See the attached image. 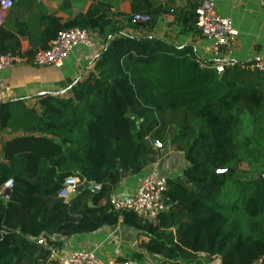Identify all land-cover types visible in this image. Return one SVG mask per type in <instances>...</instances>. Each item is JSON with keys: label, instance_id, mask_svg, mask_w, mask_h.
Listing matches in <instances>:
<instances>
[{"label": "trees", "instance_id": "1", "mask_svg": "<svg viewBox=\"0 0 264 264\" xmlns=\"http://www.w3.org/2000/svg\"><path fill=\"white\" fill-rule=\"evenodd\" d=\"M129 1L128 14L105 0L71 14L66 0L63 20L39 0H11L0 25V56L23 54L31 63L59 33L75 29L97 35L102 48L69 96H41L31 109L24 99L0 103V135H13L0 143V264H55L52 250L119 222L147 238L132 261L146 254L160 257L158 264H237L263 256L256 264H264V143L246 159L242 177L231 170L242 160L241 117L264 121V74L240 66L217 74L192 45L150 35L166 14L178 35L201 36L196 4L175 10ZM132 15L150 20L134 24ZM130 30L146 34L137 38ZM20 39L28 41L25 52ZM242 140L246 148L259 144L257 137ZM153 141L181 153L186 164L166 178V211L148 220L112 210L109 199L123 180L118 166L127 176L141 174L159 156ZM71 175L82 185L64 201L58 193ZM228 183L241 199L245 235L219 203Z\"/></svg>", "mask_w": 264, "mask_h": 264}, {"label": "crops", "instance_id": "2", "mask_svg": "<svg viewBox=\"0 0 264 264\" xmlns=\"http://www.w3.org/2000/svg\"><path fill=\"white\" fill-rule=\"evenodd\" d=\"M49 13H55L61 19L67 18V12L63 11V3L66 0H39ZM70 4V13L85 12L93 2L98 0H67ZM113 4L114 8L122 13H130L129 0H105ZM157 4L166 3L167 7L179 10L190 5H198L200 0H154ZM216 12L230 20L233 30L237 32V43L234 49V60L244 63L264 60V8L255 0H213ZM10 12V11H9ZM9 12L4 18L3 24L9 18ZM173 17L162 14L158 17L151 36L168 39L176 45H192L198 59L212 61L213 57L205 47L209 42L199 35L190 34L182 36L177 34L173 26ZM134 37H141L144 32L130 30ZM22 51L29 49L28 41L20 39ZM102 45L95 34H91L90 43L87 46H79L69 54L63 65L59 68L53 66L36 67L27 62L0 71V103H8L17 99H24L27 108H37L38 99L45 95L67 97L74 83L84 80L91 72L93 60L101 51ZM13 135L4 131L0 135V143L9 140ZM152 145L159 149L161 146ZM161 147L159 156L154 164L146 168L137 176H127L115 189L114 195L133 194L139 181L146 176L149 169L156 166L164 178L176 177L175 170L178 161L183 155L174 151L171 147ZM166 149L164 152L163 150ZM178 154V155H176ZM184 160V159H183ZM185 163V162H184ZM186 164L179 173L183 170ZM68 201V200H67ZM147 238L140 235L135 229L119 222L114 227H105L94 234L76 237L68 240L63 248L56 252L59 258H64L75 250H87L94 252L95 256L103 264L116 263L118 259H127L128 264H143V261L152 258L146 254L141 261H132L130 258L136 253H142V247ZM157 260H161L157 257Z\"/></svg>", "mask_w": 264, "mask_h": 264}, {"label": "built area", "instance_id": "3", "mask_svg": "<svg viewBox=\"0 0 264 264\" xmlns=\"http://www.w3.org/2000/svg\"><path fill=\"white\" fill-rule=\"evenodd\" d=\"M255 1L260 7L264 8V0ZM11 8V0L0 1V25ZM195 14L197 17L196 27L201 37L209 42V45L205 48L214 59L211 68L217 74H221L225 69L236 66L264 74V60H257L251 63H240L234 60L233 53L237 43V32L232 29L228 18L222 17L216 12L213 0H200L195 9ZM149 20L150 17L147 15L131 16V22L134 24H146ZM90 40L91 34L86 31L75 29L61 32L49 44V48L46 51L38 52L34 56L31 63L36 67L53 66L59 68L74 48L87 46ZM27 62L23 54L0 56V71ZM81 185L76 176L67 177L63 181L58 197L67 201L68 195L72 192H77ZM11 186V181H8L5 183L4 188L9 190ZM93 189L98 192L100 186H94ZM165 191L166 179L160 174L158 168L154 166L139 181L133 194L125 196L114 195L109 199L108 203L110 208L116 212H131L144 219L153 220L158 214L166 211ZM37 245L42 246L44 243L38 240ZM57 251V249L52 250L49 256V260L55 264H103L92 251L75 250L63 259L57 256ZM109 264L115 263L111 262Z\"/></svg>", "mask_w": 264, "mask_h": 264}, {"label": "rangeland", "instance_id": "4", "mask_svg": "<svg viewBox=\"0 0 264 264\" xmlns=\"http://www.w3.org/2000/svg\"><path fill=\"white\" fill-rule=\"evenodd\" d=\"M241 122L242 123H241V126L239 128V130H241V132L239 131L238 138H239V150L241 151L240 154L242 156V160L237 164L236 169H234V167H232L231 170H233L236 174H238V176L242 177V174L244 173V171L247 170V166H248L246 159L250 158L251 152L253 153L255 151V149L257 148V145H260V144L262 145V142L264 143V121L263 122H257V124H254L253 120H251L250 117L242 116ZM256 134H257V136H255ZM244 136L251 137V143H253V141H254V140H252L253 137L254 138L257 137L259 144L254 143L249 148L244 147L243 140H242ZM163 151L165 152L166 149H164ZM176 155H178V154H176ZM183 164H185L183 157L180 156V160L178 161V166H177L178 168L175 170V175L181 174L178 171H180L182 169ZM149 171H150V169H149ZM239 197H240L239 194L234 190L232 185L230 183H228L225 187V191L219 196V203H222L224 205V207L226 208L224 210V214L229 216V218H231L235 222V224L238 227V232L241 233L242 235H245L247 232V230H246L247 223H246L245 216L243 214L244 212H243V208H242V205L240 202L241 199ZM233 203H235L236 209H233ZM262 257L263 256H259L255 260L240 261L237 264H256L261 260ZM158 262H159V260H157V257H152V258H149V259L143 261V264H158ZM205 264H210V263H207V261H206ZM212 264H221V262L214 259Z\"/></svg>", "mask_w": 264, "mask_h": 264}, {"label": "water", "instance_id": "5", "mask_svg": "<svg viewBox=\"0 0 264 264\" xmlns=\"http://www.w3.org/2000/svg\"><path fill=\"white\" fill-rule=\"evenodd\" d=\"M128 116L131 118V114H130V112H128ZM156 145H157V143H156ZM157 146H158V145H157ZM118 170L120 171L121 179H125V178L127 177L126 173H124V172L122 171V169H121L120 166H118ZM217 173H220V172L218 171ZM87 186H88L87 183H84V184H83V187H84V188H86ZM76 196H77V192H72L71 194L68 195L67 200H68V201H71V200H73L74 198H76ZM8 197H9V191H8V190H5L4 193H3V198L7 200Z\"/></svg>", "mask_w": 264, "mask_h": 264}]
</instances>
